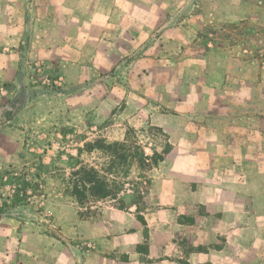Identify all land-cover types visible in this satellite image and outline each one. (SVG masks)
I'll use <instances>...</instances> for the list:
<instances>
[{"label": "rangeland", "instance_id": "1", "mask_svg": "<svg viewBox=\"0 0 264 264\" xmlns=\"http://www.w3.org/2000/svg\"><path fill=\"white\" fill-rule=\"evenodd\" d=\"M93 6L112 18L83 16L77 36L48 41L78 47L67 56L75 59L73 68L84 67L81 80L69 84L64 59L31 63L37 93L23 96L18 119L25 161L0 169V261L28 264L34 256L35 264H129L136 232L113 228L110 213H136L146 224L151 176L194 172L186 160L197 154L201 173L233 176L248 187V223L237 238L247 242V264H264V211L258 212L264 207V195L258 197L264 193V0H103ZM127 14L133 30L123 36L113 18ZM14 105L0 114V126ZM213 125L218 130L209 132ZM127 139V161L98 142ZM142 151L162 158L150 170L141 168L131 155ZM82 166L100 170L109 196L72 193ZM147 229L136 250L148 252L146 242L162 241ZM172 232L159 231L163 237ZM189 241L169 236V249L176 253L181 242L188 254Z\"/></svg>", "mask_w": 264, "mask_h": 264}, {"label": "crops", "instance_id": "2", "mask_svg": "<svg viewBox=\"0 0 264 264\" xmlns=\"http://www.w3.org/2000/svg\"><path fill=\"white\" fill-rule=\"evenodd\" d=\"M100 1L103 0H0V114L12 103L15 104L0 126V169L25 161L27 146L18 119L22 107L20 103L26 101L23 96L34 97L37 93L30 79L31 63L41 58L49 61L52 56L64 59L62 62L69 84L72 85L75 79L81 80L84 67L80 63L73 68L75 59L67 56L79 50L78 47L48 44V41L50 43L52 38L63 36L66 39L77 36L79 28L76 23L83 16L108 15L106 21L112 18L103 8L99 10L93 6ZM25 6L30 7V10ZM41 7L44 12L40 11ZM133 19L130 14L120 15L119 19L113 18L122 24L123 36L133 30L128 24L134 22ZM53 25H58L64 32L58 33ZM210 128L209 132L215 128L218 130L217 125ZM186 162H190L194 172L171 169L167 173L151 176V203L145 214L146 224L138 220L136 213L120 209L110 213L107 222H112L113 228L120 227L122 230L130 227L136 232L137 238L129 239L128 243L129 264H154L152 260L157 264H178L181 259L192 264H247V242L243 243L237 236L240 231L242 237V226L246 227L248 223V187L233 176L213 178L208 173H201L202 162L197 154ZM260 195L264 193L260 192L258 197ZM202 210L205 214H200ZM263 211L264 207H261L258 212ZM123 219H127L128 225L122 222ZM0 224L3 226V222ZM147 228L153 234L156 232L162 241L146 242L147 245L143 246L148 252L143 247L136 250L135 245L145 244L141 242L147 239ZM171 229L175 232L169 236L175 239H179L182 234L189 236L190 241L185 244L193 249L188 254L181 242H176V253L170 251L169 236L163 237L159 231ZM220 234H227L223 242L219 241ZM0 246H3V240ZM117 248L126 249L121 244ZM3 261L0 264H5ZM35 262L37 260L32 256L28 264Z\"/></svg>", "mask_w": 264, "mask_h": 264}, {"label": "trees", "instance_id": "3", "mask_svg": "<svg viewBox=\"0 0 264 264\" xmlns=\"http://www.w3.org/2000/svg\"><path fill=\"white\" fill-rule=\"evenodd\" d=\"M102 141L104 145L102 147L109 148L110 150L114 149L119 159L127 161L129 158L127 151L128 148H131L129 147V139L123 142L109 144H105L104 140H99L98 142L102 145ZM96 146L97 145L94 144L92 148ZM159 156L160 155L156 154L155 157L149 158L145 152L142 151L141 154L137 152L135 155H131V160H136L141 168L150 170L155 164L159 163L160 158H162V156ZM74 175L76 177L71 181L72 193L80 199L86 198L89 191L93 192L96 196H109L112 192L108 187V182L101 175L100 170L94 166H82L74 172Z\"/></svg>", "mask_w": 264, "mask_h": 264}]
</instances>
